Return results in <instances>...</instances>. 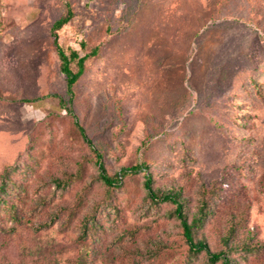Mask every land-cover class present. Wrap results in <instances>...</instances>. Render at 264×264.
Returning a JSON list of instances; mask_svg holds the SVG:
<instances>
[{
    "label": "rangeland",
    "instance_id": "1",
    "mask_svg": "<svg viewBox=\"0 0 264 264\" xmlns=\"http://www.w3.org/2000/svg\"><path fill=\"white\" fill-rule=\"evenodd\" d=\"M68 6L60 45L98 49L72 104ZM75 118L110 176L149 170L107 187ZM147 173L211 253L264 264V0H0V264H212Z\"/></svg>",
    "mask_w": 264,
    "mask_h": 264
},
{
    "label": "trees",
    "instance_id": "2",
    "mask_svg": "<svg viewBox=\"0 0 264 264\" xmlns=\"http://www.w3.org/2000/svg\"><path fill=\"white\" fill-rule=\"evenodd\" d=\"M74 18L73 10L68 6L67 14L57 20L51 28V37L53 40V46L56 50V53L59 57L61 62V71L66 77V85H67V94L69 96V102L72 104L74 100V87L78 83L79 79L83 76L85 72V63L89 58L95 57L98 53V49H93L90 53L81 56V54L76 50H70L69 53L60 45L59 43V35L58 32L68 25ZM81 47L85 49V43L81 44ZM76 64L78 70L74 72L72 70V64ZM61 104L64 101L60 100ZM68 108V112L73 114V111ZM75 124L79 129L80 135L82 136L85 143L93 149V152L96 154L97 158V165L99 168V178L102 182L109 188H117L122 183L124 177L128 176L129 173H140V172H147L149 169L145 165L135 166L130 169H122L119 173L114 176H110L107 173V170L102 162V156L98 152L97 149L93 147L92 141L88 138L86 131L83 127L80 126L78 120L75 118ZM145 189L147 190V197L152 203H172L175 205L174 213L177 218L180 220L181 227L183 230V236L185 241L188 245L189 252L193 255H198L202 252H206L208 255V260L212 264H216L221 262V264H231L230 259L226 255L225 252L220 253H211L209 250L208 245L201 241L195 239V230L203 223L204 218L206 217L205 212L203 210L199 211V215L194 218L191 222H189L188 217L184 213L183 204L179 200V196L176 193H157L154 188L152 187V177L149 173L145 175ZM2 190V188H1ZM226 241V245H228V240Z\"/></svg>",
    "mask_w": 264,
    "mask_h": 264
}]
</instances>
